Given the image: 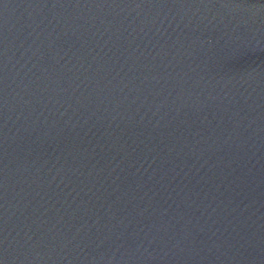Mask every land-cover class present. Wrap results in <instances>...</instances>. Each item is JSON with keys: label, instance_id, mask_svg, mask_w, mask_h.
Here are the masks:
<instances>
[{"label": "water", "instance_id": "1", "mask_svg": "<svg viewBox=\"0 0 264 264\" xmlns=\"http://www.w3.org/2000/svg\"><path fill=\"white\" fill-rule=\"evenodd\" d=\"M0 264H264V0H0Z\"/></svg>", "mask_w": 264, "mask_h": 264}]
</instances>
